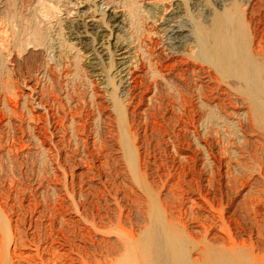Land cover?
<instances>
[{"label":"rangeland","instance_id":"rangeland-1","mask_svg":"<svg viewBox=\"0 0 264 264\" xmlns=\"http://www.w3.org/2000/svg\"><path fill=\"white\" fill-rule=\"evenodd\" d=\"M153 1L0 0V123H2L0 125H3L2 128L5 127L3 128L5 132L1 146L4 145L5 147L6 144L11 145L13 143L11 146L14 147L10 156H6L5 152H3L4 155L1 153L2 157L0 156V184L3 183L2 186L0 185V193L5 195L8 193V196L11 195V202L14 201L15 204L18 202L15 206L17 218L15 217V211H9V213L6 210L4 212L3 208L2 210L6 213L4 215L8 216V219L12 218V221L15 220L14 217L17 219L16 225L20 236L23 239L25 238L23 245L20 247V250L25 253L23 254L24 259L18 257L17 253L15 256H12V261L15 264H64L70 262V259L78 261L79 259L75 254L77 253V248L80 245L90 248L89 245L82 243L81 236H79V230L84 228L85 226L83 225L86 224L85 222V224L83 223V219L87 218L89 220L95 213V206L98 205L101 208L107 206L109 209H114L112 212H117V208L121 207L123 215L130 213L129 215L133 222L135 221V218L132 217L135 216V208L131 205L132 200L136 199V196L141 197L143 201L157 198L159 202L162 200V204L166 202L165 205H168L167 207L169 208L171 207L173 213L176 214L178 211L177 217H180L178 216L180 214L183 215L181 217L183 221L182 219L180 221L197 238L201 236V229L198 227L199 223H203L206 226V222L209 225L214 224V233L219 234L218 230L221 228L222 220V227H226V231L228 232L231 230V234H234L235 238H239L238 240L243 242L246 241L245 243L248 244L253 243L252 245H256L255 247L259 249H264V215H262L264 214V153L257 152L254 147V149L251 148L252 151L250 153L244 145V139L246 138L236 128L231 129L229 126L222 127L220 124H207L204 119L200 120L202 116H198L197 114H194L195 116L192 114L184 115L179 109L175 111L171 110L170 107L166 106L168 104L166 96L163 97V100H156V102L155 99H152L153 101L149 99L152 95L150 93L146 96L148 100L145 99V102L137 107L138 111H134L127 105L128 102L126 101L128 100H126V97L122 98L120 94L122 84L118 82V79L112 77L115 68L114 62L112 61L111 63L107 58V60L101 58L96 61L98 63V65H95L96 67H91L90 65L88 67L86 64L87 60L85 59L86 56L83 54L85 48L82 45L70 46L68 36L69 34H73L71 22L75 19L74 15L79 10L81 11L78 7L84 6L90 8L94 10L95 15H98V11L96 10L99 8L103 9L106 5L119 7L129 6L134 3L135 7L139 10V14L133 23L134 25L132 24L128 30L127 35H130L131 40L141 44L138 45V50L136 49L135 52L138 59L143 58V56L146 57L149 51L146 50L145 46L149 44V39L157 41L159 46L163 43L162 33L159 30V18H163L166 12L144 11V7L147 6L146 3ZM159 2H163V9H168V6L172 2H181V12L182 14L184 13L182 15L184 18L181 20L184 21L182 26H185V23L187 24L188 22L191 25L197 26L201 23L200 18L203 15L201 5L203 3L214 10L216 2L243 1L159 0ZM33 30H36L37 33L29 37L33 33ZM86 35H89L88 43L93 42L92 33L87 31ZM26 44L30 45L27 46ZM107 50L108 56H111L110 49L108 48ZM32 51L39 55L38 59L37 57L34 58V62L32 58L27 57V53H32L35 56ZM33 64L37 68L42 66V64L43 66L45 64L49 66L45 67L43 75L39 73L40 71H37L39 69L32 66ZM146 70L147 75L143 78L142 84L137 85V87L141 86L142 90L137 88L136 94L139 91L142 92L143 88L148 84V87H153V79L150 78L151 74L149 73L150 69L146 68ZM105 81L106 83L108 82L107 85L110 90L108 88L104 89ZM161 83L160 90L164 95L169 88L165 82H163L164 85ZM145 89L149 90L147 87L144 88V91ZM118 95L120 96V101L117 103L114 100H118ZM54 96L57 97V102L54 101ZM96 102L100 103L99 107L101 106V111L98 110L99 107ZM111 103L119 107L121 106L120 109H123L124 123L120 122L121 114L119 111H113V104L111 105ZM146 103L150 105H146ZM144 107H148L149 109L146 110ZM44 108L46 109L44 110ZM106 117L110 119L107 120ZM132 117H134V122H132ZM196 117H200L199 119L197 118L199 122H197ZM71 119L77 123V126H74L75 131L73 130V125L70 123ZM11 126L17 127V130H15L16 136L13 138L12 130H9ZM59 126H63L62 129L64 130L65 142L63 141L62 143L61 140L59 141L61 139L59 137L62 134L56 135V131L53 129ZM132 131L138 133V136L136 135L137 137H135L136 140L140 141L139 144L141 145L137 151V155L140 154L141 159L145 161V164L139 165L140 171L143 172V176L140 177L141 180L138 179L139 183L137 182V177L131 172L130 177L129 166L125 159L121 160L118 151V148L122 145L121 140L126 136L130 138L133 150L135 146L137 147L133 142L134 138L130 135ZM6 137L9 138L7 143L4 142ZM10 141L13 142L11 143ZM243 156L244 158H242ZM252 165L254 166L253 168ZM262 166L263 168H261ZM135 179L136 181H134ZM153 183L155 184L153 185ZM140 186L143 188L148 187L150 190L148 191L153 197L149 199V194L145 196ZM165 189L168 192L172 191L174 195L169 192V197ZM111 193H113L114 197ZM160 193L161 195H159ZM126 196H128V199ZM95 197L96 199H94ZM129 197L132 198L131 205L129 204ZM210 199L212 201H209ZM207 201L212 204H208L209 202ZM2 202L3 200L0 199V206L3 204ZM11 202L9 203L11 204ZM17 206L19 207L18 210ZM177 208L181 209L180 212ZM103 210V214L107 212L104 208ZM222 216L223 218H221ZM215 220H218L220 224ZM228 221L230 227L227 224ZM10 224L13 225L14 222ZM2 225V228L0 227V252L3 254L6 248V239L3 236L5 235L4 230L6 227ZM12 225L11 227H13ZM243 226L246 227L244 228ZM123 227L127 229V226ZM22 228L23 230H21ZM256 230L259 232L256 233ZM72 233L74 236H72ZM236 233H239V236ZM257 235L262 236L261 238L263 239H260V236L257 237ZM221 236L224 237L223 234ZM109 237H114V234H110ZM97 238L99 239V237ZM65 239L69 240L68 243H71L70 241L73 240V251L70 250L71 246L66 244ZM29 241L33 243L29 244ZM35 248L38 250L36 251ZM46 259L48 260L46 261Z\"/></svg>","mask_w":264,"mask_h":264},{"label":"bare ground","instance_id":"bare-ground-1","mask_svg":"<svg viewBox=\"0 0 264 264\" xmlns=\"http://www.w3.org/2000/svg\"><path fill=\"white\" fill-rule=\"evenodd\" d=\"M242 1L243 2H220V3L216 2V4L214 5V10L210 9L208 5H205L203 3V5H201L202 10H203V15H202V17L200 16L201 17L200 18L201 23L197 26L191 25L190 22H188L187 24L185 23V26H182V23L184 21H181V20L184 18V16H182L184 13L182 14V12H181V10H182L181 2H172V4L168 6V9L167 8L163 9L162 8L163 2H159V0H155L153 2L146 3L147 6L144 7L145 12L159 11L160 13L161 12L162 13L166 12V13H165L163 18H159V30L162 33L163 43L161 44V46H159L157 41H154L153 39H149V44L147 46H145L146 50H148L149 53H147L148 52L147 51L146 57L143 56V58H141V59H138V57L135 54L136 49L138 50V48H137L138 45H141V44H139L136 41L131 40L130 35H127V32H129L128 30L131 28L132 24L136 21V18L139 14V10L135 7L134 3L129 5V6L127 5V6H119V7L106 5L105 8H103V9L99 8L96 10V11H98V15H95L94 10H91L90 8H87L84 6L78 7V9H81V11L79 10L78 12H76V15H74L75 19L72 18L73 20L71 22V27H72L73 34H69V36H68L69 40L68 39L67 40L70 41V46L71 45H79V46L82 45V47L85 48L83 54L86 56L85 59L87 60L86 64L88 65V67H90V66L93 67L95 65H98V63L96 61H98L101 58L103 60L108 59L109 61H111V63H112V61L114 62L115 68H114V71L112 73V77L118 79V82L120 84H122L121 89H120L121 90L120 94H121L122 98L126 97V100H128V101H126V102H128L127 105L130 106L134 111L135 110L138 111L137 107L140 106L141 103L145 102L146 96H148L150 93H152V95L149 99L150 100L155 99V101L156 100L161 101V100H163V97L166 96L165 98L168 101V104L166 106L170 107L171 110L175 111L176 109H179L184 115L185 114H192V115L197 114L198 116H202L201 118L199 117L200 120L204 119L207 124L208 123L220 124V126L222 125V127L229 126L231 129L236 128V130L239 133H241L244 138H246V139H244V141H245L244 145H245V148L250 151V153L252 151L251 148L254 147L257 152L263 154L264 153V0H242ZM76 5H80V4H76ZM82 9H83V11H82ZM156 21H158V20H156ZM86 30L88 32L92 33L93 42L88 43L89 35H86V32H87ZM32 32L33 33L29 37H32L37 33L36 30H33ZM33 41H34V38H33ZM161 42H162V40H161ZM30 44H28V45H30ZM108 48L110 49L111 56H108V50H107ZM137 54H138V51H137ZM27 57L32 58L33 62H34V58L37 57V59H38L39 55L35 54V56H33L32 53H27ZM32 66H35V65L33 64ZM48 66L49 65H47V64H45V66H43V64H42V66H40V67L38 66L39 68H37L36 66L35 67L37 69H39V70H37L38 72L40 71L39 73L44 75L45 67H48ZM146 68L150 69L149 73L151 74L150 78L153 79V82H152L153 90H151L152 88L148 87V85H149L148 84L145 87L149 88V90L145 89V91H144V88H145L144 87L142 92L139 91V93L136 94L135 92H137V88L141 87V86L137 87V85L142 84L143 78L146 77V75H147ZM46 69H48V68H46ZM154 79H156V80H154ZM163 82H165L169 88V90L168 89L166 90V93H165L166 95L165 94L163 95L162 91L160 90V83L162 85H164ZM107 83H106V81L104 82V84H105L104 89L108 88V90H110ZM140 89L142 90V88H140ZM130 90H132V91H130ZM48 91H50V90H48ZM43 95H45V94H43ZM119 97L120 96L118 95V97H117L118 100H114V101H116L118 103L120 101ZM56 98L57 97H55V100L53 98V100L55 102H57ZM9 99H7V100H9ZM146 100H148V99H146ZM148 103H150V102L148 101ZM43 104H44V102H43ZM96 104L99 107L100 103L96 102ZM160 104H161V102H160ZM51 105H54V104H51ZM111 105H112L113 111H119L120 112V114H121L120 122L124 123V120H125L124 115H123L124 111H122L123 110L122 108L120 109L121 106L119 107V106L115 105L114 103H111ZM146 105H150V104L146 103ZM154 106H155V104H154ZM154 106H152V107H154ZM100 107L98 110H100ZM104 107H105V105H104ZM49 108H50V106H49ZM144 108L146 110L149 109L148 107L147 108L144 107ZM160 108H162V107H160ZM45 109L46 108H44V110ZM153 109H156V108H153ZM51 110H52V108H51ZM171 110H170V112H171ZM139 111H141V110H139ZM143 112H144V110H143ZM150 112H148V113H150ZM159 112H160V110H159ZM134 114H135V112H134ZM149 115H153V114H149ZM134 117H132V122H134ZM197 118L198 117H196V119ZM106 119L109 120L110 118L106 117ZM196 119H195V122H196ZM198 119H197V122H199ZM70 123L73 125V130L75 131L74 126H77V123L73 120ZM97 123H99V122H97ZM0 124H2V123H0ZM135 124H136V122H135ZM9 125H10V123H9ZM2 126L0 125V154L5 152L6 156L7 155L10 156L11 152L14 148L11 145L13 144L12 142L15 140L12 139L13 141L12 142L10 141L12 143L11 145L6 144L5 147H4V145L1 146V144H3V135L5 132L3 129L5 127L2 128ZM81 126H80V128H81ZM200 126H202V125H200ZM212 126H214V125H212ZM15 127L16 126L9 127V130L10 131L12 130L11 131L12 132V138L14 136H16L15 130H17V127L16 128ZM62 127L63 126H59L58 128H53L54 131H56V135L62 134V136L59 137V138H61V139H59V141L61 140V143L64 141V130L62 129ZM129 127H130V129H132L131 126H129ZM29 128H30V126H29ZM123 129H125V128H123ZM123 132H124V130H123ZM137 134L138 133L136 131H132V134H130L131 137L134 138L133 142L137 145V147L135 146V148H134L135 151L132 148L131 140L128 136L123 137L122 140L120 139L122 145H121V147L118 148V151H119V154L121 156V160L125 159L126 163L129 166L130 171L126 167L127 170L129 171V174L131 172L133 175H135L137 177V182L139 183L138 179L141 180L140 177L143 176L142 175L143 172L140 171L139 165L145 164V161L143 159H141L140 154L137 155V151L141 147V145L139 144L140 141L136 140V137L138 136ZM4 140H5L4 142L7 143L9 138L6 137ZM20 140L22 141V139H20ZM16 143H14V144H16ZM21 144H22V142H21ZM22 147H23V145H22ZM47 151H48V149H47ZM3 155H4V153H3ZM0 156L2 157V154ZM255 156H256V154H255ZM258 157H259V155H258ZM67 158H69V157H67ZM242 158H244V156ZM83 159H84V156H83ZM145 160H146V158H145ZM256 162H257V160H256ZM114 163H115V159H114ZM123 164H125V163H123ZM254 164H256V163H254ZM259 166H260V164H259ZM244 167H245V165H244ZM253 167L254 166L252 165V168ZM261 168H263V166ZM239 169H240V167H239ZM258 170H259V167H258ZM151 171H152V169H151ZM144 174H146V172H144ZM130 177H131V174H130ZM159 178H161V177L159 176ZM134 181H136V179ZM254 181H255V179H254ZM150 182H149V184H150ZM2 184H0V185L2 186ZM104 184H105V182H104ZM154 184L155 183H153V185ZM163 186H164V184H163ZM154 188H155V186H154ZM169 188H171V187H169ZM9 189H11V188H9ZM16 189H18V188H16ZM140 189L145 196L147 194H149L148 195L149 199L153 197V195L149 192L150 190L148 189V187L143 188L140 186ZM174 189H176V188H174ZM5 191H6V189H5ZM1 192H3V191H1ZM8 192H9V190H8ZM77 192H78V190H77ZM166 192H168V191L166 190ZM169 192H168V194L170 197V193H172V191L170 193ZM112 194L113 193H111V195ZM165 194H163V195L165 196ZM8 195H9L8 193H7V195L0 193V199L3 200V202H2L3 204H1V206H0V224L2 223L3 225L2 224L1 225L6 227L4 230L5 235H3V236H5V239H6V241H5L6 242V248H5V252L3 251V254L0 252L1 253L0 254V264H15L14 261H12V256H15L18 253L17 256L20 258H23V254H25L22 252V250H20V247L23 245L25 238L23 239L20 236L19 229L17 228V225H16V223H17L16 218L18 215H17V211L15 210L16 209L15 206L18 204V202L16 204L14 203V201L11 202V200H12L10 198L11 195L10 196H8ZM93 195H94V193H93ZM159 195H161V193ZM13 197H15V196H13ZM126 197L128 199V196H126ZM130 197H129V204L131 203V200H132V198H130ZM16 198H18V197L16 196ZM78 198H80V197H78ZM164 198H166V197H164ZM80 199H82V198H80ZM94 199H96V197ZM97 200H99V199H97ZM206 200H207V198H206ZM18 201H19V199H18ZM102 201H104V200H102ZM115 201H117V200H115ZM166 201H167V199H166ZM209 201H212V200L210 199ZM209 201H207V202H209ZM9 202H11V204ZM82 202H83V200H82ZM161 202H162V200H161ZM161 202H159V200L157 198H155V199L153 198L152 200H148V201L147 200L143 201L141 197L136 196V199L134 198V200H132V205L130 204L132 207L135 208V216H132L135 218V221H133V222L131 220L132 218H130V215H129L130 213L123 215L122 209H120L121 207L117 208L118 209L117 212L116 211L112 212L114 209L113 210L109 209L107 206H103L101 208L100 206L96 205L94 215L89 220L84 217L85 219H83L84 220L83 223L85 222L86 224L84 223L85 225H83V226H85V227L82 228L81 230H79V228L77 227L80 234L78 231H77V233L79 234V236H81L80 239H82V243L89 245L90 248L80 245L77 248V253H75L79 260L78 261H72V259H70V262H68V263L66 262L64 264H264V249H259L258 247H255L256 245L255 246L252 245L253 243L248 244V243H245L246 241L243 242V241L238 240L239 238L238 239L235 238L233 236L234 234L233 235L231 234L230 229H229L230 232H228V231H226V227H222V220H221V228H219V230L217 229L220 235L214 233V229H215L213 226L214 224L209 225V223L206 222L207 226L203 223H199L200 225L198 227L201 229V232H200L201 236H200V238H197L194 236V233L188 231L187 226L184 223L182 224V222L180 221L182 219L181 217L183 215L180 214V215H178L180 217H177L176 214H178V211L176 214L173 213L172 212L173 209L171 207H170L171 208L170 209L169 207H167L168 205L167 206L165 205L166 202H163L164 204H162ZM86 203H87V201H86ZM110 204H112V203H110ZM119 204H118V206H119ZM167 204H169V203H167ZM208 204H212V203L209 202ZM254 205H256V204H254ZM33 206H34V204H33ZM2 208L4 209V212H5V210L8 212L9 211L10 212L15 211V213H16V215H15L16 218L14 217L15 220L12 221V218L8 219V216L4 215L6 213L3 212ZM103 208L105 209V211H107L104 214H103V211H104ZM145 208H146V210H145ZM18 209H19V207L17 206V210ZM61 209H63V208L61 207ZM92 209H94V208H92ZM208 209H210V208H208ZM178 210L180 212L181 209H178ZM25 211H26V209H25ZM207 212H208V210H207ZM125 213H127V212H125ZM220 213H221V211H220ZM18 214H19V212H18ZM188 214H189V212H188ZM262 215H264V214H262ZM209 216H211V215H209ZM18 218H20V217H18ZM221 218H223V216ZM225 218H227V217H225ZM30 221H31V219H30ZM182 221H183V219H182ZM215 221H218V220H215ZM11 222L12 223L14 222V224L13 225L10 224ZM29 223H28V225H29ZM37 223H38V221H37ZM218 223H219V221H218ZM215 224H216V222H215ZM227 224L229 225V221ZM1 225H0V227H1ZM11 225L13 227H11ZM35 225H37V224H35ZM49 225H52V224H49ZM87 225L89 226L88 228H87ZM71 226H70V228H71ZM123 226H127L126 227L127 229H125ZM229 227H230V225H229ZM50 228L52 229V227H50ZM258 228H260V227H258ZM21 230H23V228ZM233 230H235V229H233ZM235 232H237V231H235ZM258 232L259 231H257L256 233H258ZM262 233H263V231H262ZM110 234H114V237H112V238L109 237ZM222 234L224 235V237L221 236ZM62 235H61V238H62ZM72 236H74L73 233H72ZM259 236L257 235V237H259ZM30 237H32V236H30ZM97 237H99V239ZM261 237L262 236H260L259 238L263 239ZM72 239H73V237H72ZM249 239H251V238H249ZM68 242H69V240H66V244L71 246L70 250L73 251V248H74V245L72 243L73 240L70 241L71 243H68ZM32 243H33L32 241H29V244H32ZM56 244H57V242H56ZM58 244H60V243H58ZM66 244H64V245H66ZM24 246H25V244H24ZM35 250L37 251L38 249L35 248ZM39 251H40V249H39ZM44 257L46 258V256H44ZM25 258H27V257L25 256ZM31 260H32V258H31ZM47 260L48 259H46V261ZM49 260H51V259H49ZM60 260H61V258H60ZM56 262H57V260H56Z\"/></svg>","mask_w":264,"mask_h":264}]
</instances>
